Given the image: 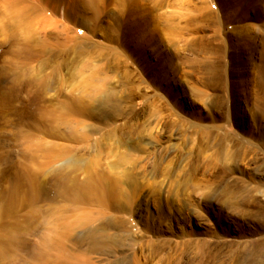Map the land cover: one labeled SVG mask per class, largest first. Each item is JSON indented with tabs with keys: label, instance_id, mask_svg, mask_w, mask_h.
<instances>
[{
	"label": "rangeland",
	"instance_id": "374dc122",
	"mask_svg": "<svg viewBox=\"0 0 264 264\" xmlns=\"http://www.w3.org/2000/svg\"><path fill=\"white\" fill-rule=\"evenodd\" d=\"M0 264H264V0H0Z\"/></svg>",
	"mask_w": 264,
	"mask_h": 264
},
{
	"label": "bare ground",
	"instance_id": "6f19581e",
	"mask_svg": "<svg viewBox=\"0 0 264 264\" xmlns=\"http://www.w3.org/2000/svg\"><path fill=\"white\" fill-rule=\"evenodd\" d=\"M24 227H25V226H24ZM28 228H29V227H28ZM28 231H29V230H28ZM95 241H98V240H95ZM95 241H94V242H95ZM99 243H100V242H99ZM92 244H93V242H92Z\"/></svg>",
	"mask_w": 264,
	"mask_h": 264
}]
</instances>
